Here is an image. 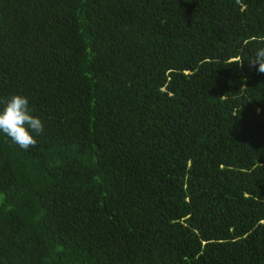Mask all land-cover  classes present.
I'll return each instance as SVG.
<instances>
[{
	"label": "trees",
	"instance_id": "trees-1",
	"mask_svg": "<svg viewBox=\"0 0 264 264\" xmlns=\"http://www.w3.org/2000/svg\"><path fill=\"white\" fill-rule=\"evenodd\" d=\"M264 0H0V264H264ZM240 63V64H238Z\"/></svg>",
	"mask_w": 264,
	"mask_h": 264
},
{
	"label": "clouds",
	"instance_id": "clouds-1",
	"mask_svg": "<svg viewBox=\"0 0 264 264\" xmlns=\"http://www.w3.org/2000/svg\"><path fill=\"white\" fill-rule=\"evenodd\" d=\"M260 43L264 44V41ZM249 66L264 73V47L258 48L254 58L249 60ZM3 103L4 107L0 110V132L24 150L35 147V137L43 132V123L30 114L28 98L13 94Z\"/></svg>",
	"mask_w": 264,
	"mask_h": 264
}]
</instances>
